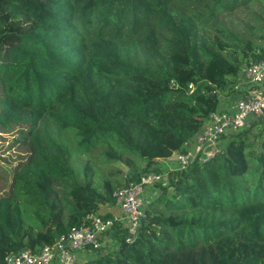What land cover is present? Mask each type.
<instances>
[{"label": "trees", "instance_id": "16d2710c", "mask_svg": "<svg viewBox=\"0 0 264 264\" xmlns=\"http://www.w3.org/2000/svg\"><path fill=\"white\" fill-rule=\"evenodd\" d=\"M238 7L257 44L219 22ZM260 42L264 0H0V133L14 132L8 149L24 154L0 167V264L52 244L149 173L164 177L133 240L115 222L80 264H264L263 118L208 161L166 175L163 165L262 57ZM98 147L140 170L77 184L74 157ZM107 244L116 249L102 254Z\"/></svg>", "mask_w": 264, "mask_h": 264}, {"label": "built area", "instance_id": "2783aa9c", "mask_svg": "<svg viewBox=\"0 0 264 264\" xmlns=\"http://www.w3.org/2000/svg\"><path fill=\"white\" fill-rule=\"evenodd\" d=\"M229 94L236 95V100L205 118L184 150L174 153L173 160L170 161L173 166L165 164L166 162L163 164L165 175L181 173L195 161L203 163L212 159L224 149L226 135L243 129L249 118L261 117L264 120V52L259 60L249 61L241 67L236 83L229 92H224L226 96ZM218 99L220 103V93ZM163 177L149 173L141 177L139 183H131L112 194L114 207L123 215V221L119 216L102 219L103 213L87 214L82 224L72 227L52 244L44 245L37 252L21 248L14 254L7 255L4 264H80L79 253L88 250L87 247L101 249V238L106 232L113 231L115 222L120 223L121 228L127 231L125 243H130L144 217V197L149 189L163 181ZM107 252L105 248L102 254Z\"/></svg>", "mask_w": 264, "mask_h": 264}, {"label": "rangeland", "instance_id": "374dc122", "mask_svg": "<svg viewBox=\"0 0 264 264\" xmlns=\"http://www.w3.org/2000/svg\"><path fill=\"white\" fill-rule=\"evenodd\" d=\"M243 7H238L234 12L230 14L221 13L218 16V20L224 29L229 30L233 35L238 37L239 40L257 44L253 33L246 27L249 24V20L245 18L244 12H242ZM246 12V11H245ZM252 23V22H251ZM258 22H254L256 25ZM260 24V23H259ZM260 46H264L262 42L259 43ZM5 140H0V167L10 171V169L23 160L24 154L20 150H15L13 153L9 148V142L11 136L14 132H2L0 133ZM0 139H3L0 137ZM104 150L103 147H98L91 150L88 154L76 155L72 161V167L76 174L77 184H83L85 175H88V180L93 182L100 188L103 181H107L111 184L123 183L125 176L130 170H140L141 161L135 158L122 160L119 162H106L103 159ZM173 160V156L169 159V162ZM127 161H129L127 163ZM2 178V176H0ZM60 187L55 184L53 187L54 194L60 193ZM2 194V191H0ZM106 210V207L101 205L99 207V212Z\"/></svg>", "mask_w": 264, "mask_h": 264}, {"label": "crops", "instance_id": "0c3cea01", "mask_svg": "<svg viewBox=\"0 0 264 264\" xmlns=\"http://www.w3.org/2000/svg\"><path fill=\"white\" fill-rule=\"evenodd\" d=\"M220 96H221V102L219 103V108H225V107H227L228 105L232 104L236 100V98H237V96L234 95V94H229L228 96H226V95H224V93H222V94H220ZM165 164H168L170 166H173L172 165V162L166 161ZM103 212H109L111 214V216H119V217H121V221H123V215L114 206H110V207L107 206L106 207V210L103 211ZM106 249L108 251H111L112 252L116 248L113 245H112V247L110 245H108L106 247ZM82 254H80V255H82Z\"/></svg>", "mask_w": 264, "mask_h": 264}, {"label": "water", "instance_id": "95a60500", "mask_svg": "<svg viewBox=\"0 0 264 264\" xmlns=\"http://www.w3.org/2000/svg\"><path fill=\"white\" fill-rule=\"evenodd\" d=\"M208 150V148L206 149V151Z\"/></svg>", "mask_w": 264, "mask_h": 264}]
</instances>
